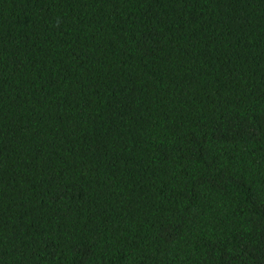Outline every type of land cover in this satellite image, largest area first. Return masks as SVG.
<instances>
[{"label":"trees","instance_id":"trees-1","mask_svg":"<svg viewBox=\"0 0 264 264\" xmlns=\"http://www.w3.org/2000/svg\"><path fill=\"white\" fill-rule=\"evenodd\" d=\"M0 264H264V0H0Z\"/></svg>","mask_w":264,"mask_h":264}]
</instances>
